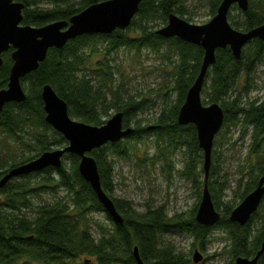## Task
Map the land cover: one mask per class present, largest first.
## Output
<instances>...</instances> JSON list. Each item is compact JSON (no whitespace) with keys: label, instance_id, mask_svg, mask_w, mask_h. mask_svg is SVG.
Listing matches in <instances>:
<instances>
[{"label":"trees","instance_id":"trees-1","mask_svg":"<svg viewBox=\"0 0 264 264\" xmlns=\"http://www.w3.org/2000/svg\"><path fill=\"white\" fill-rule=\"evenodd\" d=\"M15 1L25 5L23 24L41 26L69 20L87 6L104 0H45L49 5H44V0ZM184 1L141 0L136 16L126 29L76 36L61 48L49 49L38 68L21 79L25 100L7 103L0 112V178L9 169L67 144L64 136L45 119L41 98L45 84H50L66 101L69 115L76 120L102 125L110 111H115L123 113L124 127H130L132 122L136 126L131 127L133 132L129 136L91 152L98 165L102 188L113 199L123 222L114 223L105 213L113 222L110 227L95 220L99 230H91V215L106 211L89 182L81 176L79 157L67 153L61 167H48L14 178L0 188V264H137L133 256L135 246L144 264H192L188 254L172 242L164 243L162 235L175 230L189 232L203 249L215 227L226 234L222 250L231 254L232 262L228 264H233L239 256H253L261 248L264 197L245 225L229 219L232 209L264 175V95L246 96L257 89L253 74L257 63L264 58V42L260 39L250 41L239 59L229 47L218 49L202 88L203 104L217 102L224 110L221 130L229 123L240 125L239 138L244 139L248 134L250 140L246 164L234 180L233 192L240 191L236 194L238 199L230 203L222 199L231 189L232 180L221 174V151L213 146L207 185L215 208L221 213L220 220L213 226L201 225L195 220L196 209L188 217L180 213L169 215L162 206L139 211L130 201L113 195V156L130 157L135 146L132 139L139 141L150 132L156 134L157 150L170 167L168 153L185 147L183 174L200 187L205 184L203 152L198 145L196 128L177 121L187 90L199 73L204 52L199 45L177 37L163 38L157 33L167 23L170 13L181 17L188 13ZM209 1L214 15L221 0ZM230 15L234 28L250 30L264 23V0H249L246 11ZM121 48L137 51L151 48L157 52L165 49L164 57L172 66L169 88L175 93L176 101L163 107L150 126L140 125L137 119V114L150 105L147 98L139 99L119 82L116 85L118 67L113 64V54ZM11 50L2 53L0 90L8 83L13 63ZM221 130L214 140L216 146L221 145ZM37 177V181H31ZM59 190L64 194H59ZM39 191L56 192L54 200L34 203V195ZM257 264H264V254Z\"/></svg>","mask_w":264,"mask_h":264},{"label":"water","instance_id":"water-1","mask_svg":"<svg viewBox=\"0 0 264 264\" xmlns=\"http://www.w3.org/2000/svg\"><path fill=\"white\" fill-rule=\"evenodd\" d=\"M141 0H104L91 4L71 16L69 20H56L45 25L23 24L24 3L15 0H0V66L2 53L10 49L13 61L7 86L0 90V112L10 102H22L26 98L21 79L36 70L46 58L51 48H61L70 39L82 34H110L116 29H126L136 16ZM233 5L246 11L249 0H221L215 15L204 24H194L185 18L170 13L167 23L157 30L163 38L177 37L183 41L199 45L203 49V59L198 75L188 88L181 104L177 121L179 124H193L197 140L203 152L205 184L199 202L195 220L205 226L215 225L221 213L215 208L207 185L211 165L214 140L224 123L222 106L213 102L203 104L202 88L208 69L216 61V51L229 47L235 58L241 57L242 49L253 39L264 42V23L250 30L234 28L229 21V12ZM41 98L46 113V121L64 136L66 146L48 150L36 158L9 169L0 178V188L10 180L39 172L48 167L59 168L67 153L79 157L78 170L89 182L99 202L114 223H122L113 199L103 190L98 165L91 152L108 143H115L133 132V128L123 126V113L116 112L102 125H91L76 120L69 115L68 105L50 84L43 85ZM264 197V175L257 186L248 193L230 212L229 219L245 225L259 209ZM264 254V242L261 248L250 257H237L233 264H257ZM137 264H144L137 246L133 248ZM203 256L195 250L193 262H201Z\"/></svg>","mask_w":264,"mask_h":264},{"label":"rangeland","instance_id":"rangeland-1","mask_svg":"<svg viewBox=\"0 0 264 264\" xmlns=\"http://www.w3.org/2000/svg\"><path fill=\"white\" fill-rule=\"evenodd\" d=\"M184 2L188 13L183 18L191 23L201 25L207 23L215 15L210 12L209 0H185ZM43 4L49 5L45 0ZM238 12L240 10L236 5H233L229 16H231L230 14L237 15ZM165 52V49L157 52L151 48H143L141 51L121 48L113 54V64L118 67L116 85L119 82L130 94H135L139 99L147 98V102L150 104L137 114L139 124L142 126L152 125L153 119L160 114L162 108L176 101L175 93L170 90L171 86L169 88L172 66L169 59L164 57ZM170 53L176 59V55L173 52ZM253 76V84L257 89L246 96H250V98L262 97L264 95V58L257 63ZM115 113V111H110L107 119ZM133 126L135 127L136 123L132 122L130 127ZM241 129L240 125L227 124L219 135L222 140L220 147L214 145V149L218 148L221 151V174L229 176L232 180L231 189L226 191V195L222 199L228 203L238 199L236 194H239L240 191L233 192L236 189L234 180L238 176L239 170L246 164V154L250 143L248 134L244 139L239 138ZM155 137L156 134L150 132L139 141L132 139L135 146L130 157L113 156L115 183L113 195L130 201L133 203V207L139 211H144L148 207L162 206L169 215L180 213L188 217L194 209H196V214L203 187L183 174L186 148L181 147L168 153L172 162L170 167L167 165L165 157L158 152ZM203 178L201 173L199 179ZM38 179V177L32 178L31 181L35 182ZM58 193L64 194L61 190ZM54 195L56 192L39 191L34 195L33 201L34 203L52 201ZM105 213L91 215L93 217L91 222L93 232L99 230L95 220L102 225L106 224L107 228L113 223L112 220H108ZM225 236L223 229L213 228L209 234L208 243L203 249L200 248V243L195 242L193 236L186 231L175 230L165 233L162 235V241L175 244L188 254L192 264H195L193 262L195 250H198L203 256L198 264H228L232 262V257L230 253L222 250L226 241Z\"/></svg>","mask_w":264,"mask_h":264}]
</instances>
